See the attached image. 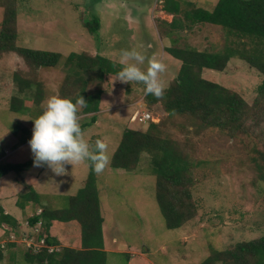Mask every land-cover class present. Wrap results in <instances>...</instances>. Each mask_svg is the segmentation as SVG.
<instances>
[{"label":"rangeland","instance_id":"1","mask_svg":"<svg viewBox=\"0 0 264 264\" xmlns=\"http://www.w3.org/2000/svg\"><path fill=\"white\" fill-rule=\"evenodd\" d=\"M179 2L181 11L175 15L179 24L173 30V37L164 41L166 46L214 52L224 51L228 46L242 52L254 44L251 38L229 32L221 25L192 22L185 15L198 5L211 8L218 0ZM164 4L165 0H15L16 44L57 51L61 58L55 66L36 68L17 53L0 55V163L30 161L20 172L11 170L0 177L3 192L0 205L5 207L7 202L18 206L19 200V209L24 211L29 199L22 195L35 190L39 193L34 197L41 198L31 200L33 211L37 206L40 207L37 212L42 208H64L70 196L86 184L90 161L68 163L66 172L59 175L47 165L34 166L30 145H21L18 133L24 135L20 127L23 124L26 134H33L32 119L46 109L49 97L77 98L82 78L89 80L86 93L102 88L99 111L84 112L82 105L78 106L77 115L83 124L96 113V120L83 130L84 138L90 147H94L98 138L107 145L109 162L102 172L96 173L95 181L104 218L106 264H199L212 249L233 248L239 242L264 236V119L258 125L252 119L247 120L251 128L233 136L221 128L205 125L192 113L169 115L161 102L149 103L143 82L120 81L116 74L101 81L76 64L79 60L91 64L97 54L121 63V50L135 48L166 65V70L160 73L166 91L178 76L182 61L164 55L159 48L157 33L163 35L171 30L172 15L163 11ZM1 13L2 8L0 18ZM95 19L96 34L86 25ZM71 53L76 58L69 62L67 57ZM140 67L146 69L147 59ZM201 75L237 92L249 108L255 103L264 105V96L258 91L264 73L239 55L231 57L222 70L204 68ZM25 79L31 86L19 91L17 85ZM16 99H23L29 107L25 113L10 109L12 103H17ZM32 99H38L36 104ZM145 111L152 113L155 120L144 123L132 120L134 115ZM152 121L159 122V135L176 141L192 159L189 174L194 183L189 192L195 214L175 228L167 226L158 204L150 154L142 153L133 169L115 168L111 164L124 130L146 131ZM21 210L16 218L12 217L16 222L23 219L25 225L33 215ZM42 219L40 228L45 231ZM61 221H53L49 231H45L57 239L58 252L65 247L82 248L81 224L74 220ZM3 224L12 226L0 221V235ZM14 251L3 250L0 264H29L23 247Z\"/></svg>","mask_w":264,"mask_h":264},{"label":"trees","instance_id":"2","mask_svg":"<svg viewBox=\"0 0 264 264\" xmlns=\"http://www.w3.org/2000/svg\"><path fill=\"white\" fill-rule=\"evenodd\" d=\"M15 6V0H0V8H2L0 55L17 53L31 67L55 66L61 58V53L16 44L18 33ZM163 8L174 15L181 11L178 0H165ZM185 15L192 22H209L221 25L229 32L251 38L254 44L250 49L242 52H237L228 46L224 51L216 52L192 47L167 46L168 54L182 61L179 74L168 85L162 97H156L149 93L146 95L147 100L149 103L161 102L169 115L192 113L205 125L221 128L233 136L247 132L251 128L246 124L247 120L252 119L258 125L264 119V105L255 103L249 108L248 103L241 95L220 83L202 77L201 71L204 68L222 70L231 57L239 55L264 73V0H218L213 10L194 7L191 12L186 11ZM178 24L174 16L170 22L171 30L166 35L173 37V30L178 27ZM86 25L92 33L98 32L97 19L94 22L87 21ZM71 54L67 57L69 62L76 58L73 53ZM92 61L93 63L88 64L84 60H79L76 64L80 70L83 68L85 72L94 73L101 81L111 74H116L123 67L122 63H116L99 54ZM80 78L82 77L77 79L80 80ZM81 81L80 92L76 97L82 95L86 99L87 103L84 105L83 111H99L102 88L93 93H86L85 85L89 80L82 78ZM17 86L19 91H24V88L31 86V83L25 79ZM258 91L261 96H264V79L259 85ZM75 99L72 98L73 101ZM37 100L32 99L31 101L36 104ZM16 101L17 103H12L10 109L25 113L29 108L25 101L23 99H16ZM28 101L27 103H29ZM90 118L89 121L81 124L83 130L96 120V113H93ZM20 127L24 130V135L18 133V141L23 144L29 141L32 134H26L27 128H24L23 124ZM159 134V122L153 123L152 121L146 131L127 128L124 130L118 148L113 153L111 164L115 168L133 169L142 153L150 154L156 175L158 204L167 226L175 228L181 226L195 214L189 192L190 186L194 183L189 174L192 159L179 148L176 141L164 138ZM29 162L0 163V177L11 170L20 172L26 165H29ZM89 170L86 184L79 189L77 194L70 196L66 207L60 209L42 208L39 214H34L29 219L30 223L34 224L43 218L45 231H49L55 220L79 222L82 229V248L65 247L61 252L54 253H49L46 250L38 253L26 250L25 256L29 264H106L107 251L104 249L102 230L104 218L101 215L100 198L95 184L96 173L92 170L91 162ZM34 195L37 194L32 190L22 197L30 199ZM21 205L23 204L21 203ZM0 221H6L14 227L17 226L15 219L5 213L1 207ZM47 238L50 243H58L57 239L48 233ZM7 248L13 250L15 244L8 243ZM2 253L3 250L0 248V259L3 256ZM199 264H264V236L239 242L233 248L212 249Z\"/></svg>","mask_w":264,"mask_h":264},{"label":"clouds","instance_id":"3","mask_svg":"<svg viewBox=\"0 0 264 264\" xmlns=\"http://www.w3.org/2000/svg\"><path fill=\"white\" fill-rule=\"evenodd\" d=\"M123 67L116 73L120 81L143 82L145 95L151 93L156 97L164 95L165 83L160 73L166 65L158 59L146 57L135 48L122 49L120 53ZM147 59V67L141 64ZM81 95L73 101L71 98L53 95L48 98L46 109L38 115L33 124V134L28 143L33 154L34 166L47 165L53 173L66 172L65 165L82 160L91 162L95 173L102 172L109 162L105 142L98 138L94 147L85 140L78 118V106L86 105ZM16 248V246H15Z\"/></svg>","mask_w":264,"mask_h":264},{"label":"built area","instance_id":"4","mask_svg":"<svg viewBox=\"0 0 264 264\" xmlns=\"http://www.w3.org/2000/svg\"><path fill=\"white\" fill-rule=\"evenodd\" d=\"M132 120L137 122H147L149 120H155L152 113L145 111L141 115H134ZM37 212L36 214H39ZM42 222L39 219L36 223L31 224L28 220L25 226H10L5 224L2 226V234L0 239V248L2 250L7 249L8 243H14L16 247H23L25 250H29L35 253L46 250L49 253L58 252L59 248L56 243H50L47 238V233L41 230Z\"/></svg>","mask_w":264,"mask_h":264},{"label":"crops","instance_id":"5","mask_svg":"<svg viewBox=\"0 0 264 264\" xmlns=\"http://www.w3.org/2000/svg\"><path fill=\"white\" fill-rule=\"evenodd\" d=\"M179 1V0H178ZM198 5V4H197ZM216 5V4H215ZM215 5L214 6H212L211 8H208V7H203V8H205V9H208V10H213L214 9V7H215ZM198 7H200L199 5H198ZM202 7V6H201ZM163 11H164V9H163ZM166 11V10H165ZM168 12V11H167ZM168 13H170V15H172V19H171V21L173 20V18H174V14L173 13H171V12H168ZM171 21H169V22H171ZM205 23H209V22H205ZM212 24V23H211ZM170 29H171V27H170ZM158 31V30H157ZM157 35L159 36V48H162L163 49V52H164V55L165 54H168V52L166 51V45L164 44V41L165 40H167L168 38H169V36L168 35H166V34H163V35H159V33H157ZM161 37H163V39H161ZM149 42V43H148ZM147 43H148V46L149 47H152V42L151 41H148ZM169 55V54H168ZM29 128H31V126L29 125L28 126ZM31 130V129H30ZM29 143H28V141L27 142H25V143H23V144H21V145H28ZM18 191V190H17ZM35 191V190H34ZM16 191L14 190L13 192H12V194H13V196L14 195H16V193H15ZM36 193H39V192H37V191H35ZM0 193H2L3 194V192H1L0 191ZM19 193V192H18ZM5 194V193H4ZM6 195V194H5ZM1 198V197H0ZM7 198V197H6ZM33 198V199H32ZM38 198V200L41 198V197H31L30 199H29V203H26L24 206H23V210L24 211H22L21 209H19V207H20V201L18 200L17 201V204H18V208L16 209V208H14V207H16V206H12V204L10 203V205H9V203L7 202V205H6V207L5 206H3V205H0V207L1 208H3L4 209V212L5 213H7V214H9V215H11V216H13L14 218H16V214L17 213H19V210H21L22 212H24V214H25V212H27V211H29V216H30V214L31 215H34V214H36L37 213V211H38V209L40 208L39 206H37V209L35 210V211H33L32 210V207H31V204L33 203V202H31V200L32 201H34V200H36ZM30 219V218H29ZM23 219H21L20 221H18L17 222V226H21L22 227V224H23V226H25L24 225V221H22ZM58 221H61V220H55V222H58ZM72 221V220H71ZM75 221V220H74ZM55 222H53V223H55ZM62 222V221H61ZM77 222V221H76ZM17 248V247H16ZM16 248H14V249H16ZM13 249V248H12ZM14 249H13V251H14ZM14 252H16V250L14 251Z\"/></svg>","mask_w":264,"mask_h":264}]
</instances>
